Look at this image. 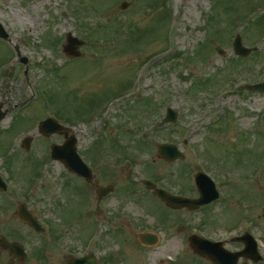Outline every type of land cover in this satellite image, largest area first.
Returning <instances> with one entry per match:
<instances>
[{
  "label": "rangeland",
  "instance_id": "374dc122",
  "mask_svg": "<svg viewBox=\"0 0 264 264\" xmlns=\"http://www.w3.org/2000/svg\"><path fill=\"white\" fill-rule=\"evenodd\" d=\"M122 1L0 0V21L11 40L0 39V104L8 110L0 125V167L9 175L8 211L0 214V225L28 248L21 264H63L51 255L54 236L55 247L74 244L76 251L88 239L86 251L105 264H163L167 257V264H196L180 230L231 228L228 218L239 219L246 205L253 202V213L261 209L264 92L232 85L235 78L239 84L264 80V20L255 19L264 0H128L121 9ZM67 31L86 40L78 58L62 51ZM237 33L257 50L235 67ZM32 90L38 92L33 99ZM138 91L153 101L138 102ZM167 106L178 120L152 128ZM48 116L73 129L78 152L104 177L100 183L117 184L119 196L107 200L104 219L94 212L93 195L88 221L79 216L87 200L77 198L74 187L82 184L49 156L62 135L36 130ZM27 135L30 152L21 146ZM162 141L176 144L184 157L162 159L156 149ZM199 169L220 186L222 209L211 206L179 219L142 184L149 178L171 192L195 194L190 186ZM21 202L43 218L44 231L19 220ZM144 229L158 234L155 245L142 246L137 235Z\"/></svg>",
  "mask_w": 264,
  "mask_h": 264
},
{
  "label": "flooded vegetation",
  "instance_id": "af4514ba",
  "mask_svg": "<svg viewBox=\"0 0 264 264\" xmlns=\"http://www.w3.org/2000/svg\"><path fill=\"white\" fill-rule=\"evenodd\" d=\"M132 84H133V82H132ZM132 84H130V86ZM141 85H142L141 81H137V86H141ZM62 138H63V136H62ZM90 167H91L92 175H93L92 181H89L87 177H80V176L76 175L75 173L70 172L69 170L65 169L66 173L72 179L75 178L77 181H80L82 184V187L75 186L74 191L76 192L77 198L78 197L83 198V196H84L87 200V202L80 204V210H79L81 213V214H79V216L85 217V219L87 221H88L87 218L90 216L89 213L93 211L92 205L89 202V200H93L92 195L95 197V207H94L95 211L94 212H97L96 216L100 215V216H102L103 219H104V216L106 213L105 212L106 211L105 206H106L107 200L112 199V198H116L117 196H119L117 184L116 183H113V184H109V183L102 184V183H100L99 181H103L104 177L101 175H100L101 178L98 175L96 176V172H95L96 169L93 168L92 166H90ZM0 174L1 175L3 174L5 176L4 179L6 182L9 180V177H8L9 175H8V172L6 171L5 167H0ZM153 182L156 183L157 186L162 187L156 181H153ZM97 184H99V185H108V184L112 185V187H111L112 191L110 193L104 195L101 199H98ZM190 187L193 188L192 185ZM218 187L220 188L219 185H218ZM147 190L150 192V195L155 196L150 189H147ZM92 191L94 193H92ZM130 195L131 194L128 193V196H130ZM180 195L191 196V197L197 196L196 193L195 194H187V195L186 194H180ZM225 203H227V202H225ZM161 204L163 206H166L163 202H161ZM219 204L222 205L223 203L220 202L219 199L218 200L215 199L208 206H205V207L212 206V211H215V207H220L222 209L223 208L222 206H225V205L220 206ZM231 205H234V202H232ZM252 205H253V202L250 205H246V207H248L247 209H242L244 212V215H242L239 219L232 221V218H230V219L228 218V222H230L232 225L231 228H225L223 230L214 229L210 233L205 232L206 236L207 237L209 236L208 238L211 239L212 242L216 243L217 247L220 249V256L212 257L211 259H207L204 257H198L197 256L195 258L198 261V262H196V264H218L220 262H223L222 260L224 258H226L225 263L228 260V262L230 264H264V215L262 212L263 206H264V201L261 204V209L258 206V209L260 211H255V213L250 212L251 210L249 207H251ZM7 206H8V200L3 196V193L0 192V214L5 215L7 213V211H8L6 209ZM17 208H18V206H17ZM167 209L169 211H172V212H177L179 219L184 217V215H186V214H193V213L201 210V208H199L195 211L188 210L186 208H181V209L167 208ZM221 209H218V210L220 211ZM15 212L17 215V209H15ZM33 214L36 216V218L38 219V221L40 223H41V221L43 222V219H41L39 216H37L36 213H33ZM79 216H77V218H79V220L80 219L82 220V218H80ZM230 216H231V214H230ZM232 217H234V216L232 215ZM77 221H78V219H76L74 221V223ZM87 221H85V222H87ZM213 221L214 220H212V222ZM26 226L32 229V227H30L29 225L26 224ZM3 228L4 227L0 225V239L3 237H6L11 241L21 242V240H19V238H14V237L8 235L6 233V230H3ZM179 228L181 229L182 225H180ZM10 229L11 228H8L7 231L11 232ZM199 230H202V229H200L198 225L195 226L192 230H188V229L183 228V230H180V238L185 241L191 233H197ZM175 233L177 234L176 236L179 238L177 231ZM183 235H184V237H182ZM54 238H55L53 241L54 247L51 246V248H52L51 255L53 258H55V260L59 261L60 263L64 261L63 264H66L73 257H78V256H81V255L88 253L86 251V247L88 246V239L86 241H84V243H82L79 251H76V250H78L77 249L78 245H74V244H68L66 247H64V246H56L55 247L56 240L59 237L54 236ZM252 241L255 245L254 252H250L248 249H245L244 252L237 257L228 256L229 252L236 253V252L243 251L245 244L248 242H252ZM21 244H22V242H21ZM97 244H98V242H97ZM28 247H29V245H28ZM56 250H58V251H56ZM62 250L64 252H62ZM25 252H26L25 256L22 259H20V258H18L17 254L13 250H10L9 248H7L5 246V244L2 243V241H0V264H9V263L21 264L28 256L27 255L28 254V248L27 247H25ZM54 255H56V257ZM167 263H168V261L166 260L163 264H167ZM97 264H105V261L102 260L98 255H97Z\"/></svg>",
  "mask_w": 264,
  "mask_h": 264
},
{
  "label": "water",
  "instance_id": "95a60500",
  "mask_svg": "<svg viewBox=\"0 0 264 264\" xmlns=\"http://www.w3.org/2000/svg\"><path fill=\"white\" fill-rule=\"evenodd\" d=\"M127 5L126 2L122 4V7H125ZM0 36L3 38H7V33L5 32L3 26L0 23ZM82 44V41L78 40L77 38L73 37L70 33L67 34V42L64 45V52L68 55H75L78 56L80 53L77 51V47ZM233 50L236 54L246 56L251 49L246 48L242 45L241 37L240 35H237L233 42ZM219 52L222 53V50L219 49ZM240 88H246L250 91H264V82L256 83V84H247L244 86H240ZM3 104H0V122L4 118V116L7 113V110L2 111L1 107ZM176 119V112L172 109L167 110V117L165 118L166 121H174ZM68 128L62 126L59 124L56 120L52 118H47L43 121H41L38 125V130L40 133L44 135H49L51 133H61L63 130H66ZM30 137H26L22 140V145L26 148L30 145ZM76 138L74 136H71L64 144L57 145L54 144L51 147V157L52 159H56L61 161L69 170L78 173L79 175L86 176L91 178V172L90 169L86 167V165L82 162L79 155L76 152V146H75ZM158 151L161 154V156L168 160V161H174L176 158L180 156V152L176 149L175 146L162 143L158 145ZM196 184L198 186V190L200 192V198L197 199H191V198H185V197H179V196H173L168 194L166 191L160 188H156L154 184H152L150 181L145 180L144 183L147 187L154 189L155 194L165 201L167 204L179 208L182 206H187L191 209H196L200 205L210 201L213 198V183L210 181L208 176H206L203 173L198 172L195 175ZM0 188L4 189L5 185L0 179ZM103 190L106 191V189L99 188L98 193L101 195L103 193ZM108 190V188H107ZM19 216L33 225L36 229H39L38 224L34 220V218L28 213L27 211L21 210L19 212ZM141 239L143 241H148L149 236L147 234L140 235ZM152 242L155 241V239L151 236ZM191 246L193 247L194 251L201 256H207L208 258L211 257L210 250L212 249V243H208L207 241H203L202 239L198 237H191L190 238ZM9 246L13 247L12 244H9ZM20 254V253H19ZM69 264H95V260L92 254L82 257L76 260L71 261Z\"/></svg>",
  "mask_w": 264,
  "mask_h": 264
},
{
  "label": "trees",
  "instance_id": "16d2710c",
  "mask_svg": "<svg viewBox=\"0 0 264 264\" xmlns=\"http://www.w3.org/2000/svg\"><path fill=\"white\" fill-rule=\"evenodd\" d=\"M233 63H234L233 65H234V66H237V67H238V65H240V64H236V62H235V61H233Z\"/></svg>",
  "mask_w": 264,
  "mask_h": 264
}]
</instances>
